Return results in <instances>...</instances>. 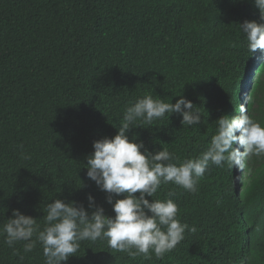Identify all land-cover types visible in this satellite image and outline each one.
Instances as JSON below:
<instances>
[{
    "label": "trees",
    "instance_id": "1",
    "mask_svg": "<svg viewBox=\"0 0 264 264\" xmlns=\"http://www.w3.org/2000/svg\"><path fill=\"white\" fill-rule=\"evenodd\" d=\"M245 21L262 22L254 0H0V230L15 209L43 230L55 199L91 215L90 195L114 218L87 158L145 95L169 103L182 95L201 114L199 125L167 113L128 133L152 153H174L177 165L206 151L216 120L238 116L241 104L264 125V52H248ZM255 59L263 61L251 83ZM246 90L249 103L244 95L239 104ZM146 198H171L197 231L186 229L162 258L84 240L67 264H264V157L248 161L245 175L210 165L195 193L169 183ZM32 240L25 252L27 241L9 247L0 231V264H45Z\"/></svg>",
    "mask_w": 264,
    "mask_h": 264
},
{
    "label": "clouds",
    "instance_id": "2",
    "mask_svg": "<svg viewBox=\"0 0 264 264\" xmlns=\"http://www.w3.org/2000/svg\"><path fill=\"white\" fill-rule=\"evenodd\" d=\"M254 4L262 22L245 21L239 25L247 50L253 55L264 52V0H254ZM262 61L255 59L248 66L247 71L257 64L249 74L251 83L257 80ZM244 95L245 102L249 103L250 91L246 90L239 104ZM167 113L181 115L182 125H199L202 119L193 102L182 95L175 103L145 95L126 108L114 138L105 137L93 143L94 154L87 158V176L109 194L114 218L106 216L104 208L97 207L91 195L88 197L89 207L94 209L91 215L83 205L55 199L47 205L43 230L35 218L19 209L13 210L0 230L5 234V243L12 247L17 241H27L24 251L30 252L35 246L32 240L35 235L43 246L45 264H67L84 240L96 241L103 237L109 248L116 251L146 257L154 253L162 258L184 239L186 229L195 233V226L189 229L179 221L178 205L171 198L150 201L146 197H154L162 185L169 183L195 193L210 165L245 170L253 157H264V125L254 120L245 104H241L238 116L223 115L216 120L217 132L206 151L177 165L172 162L175 154L166 148L152 153L145 149L143 142L136 143L128 136L137 121L151 125ZM21 155L30 158L27 154ZM120 195L124 198L113 201L114 196ZM172 195L169 193V197ZM133 248L135 252L131 251Z\"/></svg>",
    "mask_w": 264,
    "mask_h": 264
},
{
    "label": "rangeland",
    "instance_id": "3",
    "mask_svg": "<svg viewBox=\"0 0 264 264\" xmlns=\"http://www.w3.org/2000/svg\"><path fill=\"white\" fill-rule=\"evenodd\" d=\"M246 169V168H245ZM242 172V175H245V170L241 171Z\"/></svg>",
    "mask_w": 264,
    "mask_h": 264
}]
</instances>
